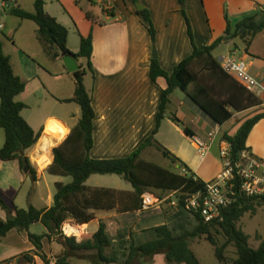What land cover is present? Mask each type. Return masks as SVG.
<instances>
[{
  "label": "crops",
  "instance_id": "crops-1",
  "mask_svg": "<svg viewBox=\"0 0 264 264\" xmlns=\"http://www.w3.org/2000/svg\"><path fill=\"white\" fill-rule=\"evenodd\" d=\"M35 2L36 0H14L11 3L10 11L4 16L6 29L0 32V41L5 55L11 59L15 74L22 78L26 86L25 92L16 98L26 106L21 115L36 133L41 134L38 143L26 152L37 172V179L33 181L31 174L21 169L18 160L0 161V193L10 206L15 204L19 209L25 210L29 206H34L47 210L54 204L56 184L71 183L67 182L66 177L51 176L48 169L54 161L53 150L60 146L79 124L81 110L75 103L62 102L74 96V80L63 61L53 62L47 57L36 36L38 26L11 13L13 9L18 8L33 13ZM45 2L44 9L49 16L68 28L70 32L68 46L72 53L77 54L80 51L81 37H88L90 34L93 37L94 73L88 72L84 81L87 90L92 91L96 116L91 158L106 160L128 157L155 130L161 105V89L167 84L164 78H160L155 85L150 78L149 66L154 59L153 49L156 48L160 65L167 73H172L181 61L193 53L179 0H45ZM137 3L144 4L145 10L150 11L157 30L154 45L143 18L138 14ZM259 6H264V0H187L186 11L192 24L196 47L204 49L222 40L213 52L215 58L221 62L223 57L236 53L245 62L248 72L262 87L259 94H248L237 82L225 77H223L225 81H221L211 74L214 92L222 98H230L238 109L230 108L232 117L222 125L214 122L186 93L181 90L174 92L166 118L162 121L155 139L163 148L185 163L197 177L206 179L205 182L214 181L223 170L222 164L216 162L215 174L208 175L207 169L214 158L208 160V166L205 157L210 156L215 148L221 153L224 144L227 143L223 139L224 134L233 136L238 133L248 120L242 117L243 114L264 113V30L251 41L248 49L239 37H234L238 26L247 18L254 16ZM88 13L93 20L87 18ZM228 27L231 28V37L226 35ZM81 62L86 63L85 60ZM193 89L191 86L190 92ZM257 100L260 102L259 105L256 104ZM173 116L180 124L172 119ZM51 124L62 127L66 133H57L49 137L46 131ZM186 128L191 136L186 134ZM211 133L212 139L209 137ZM194 139L203 140L208 144L209 150L205 156L193 152L197 151ZM5 141V133L0 128V150L4 147ZM40 143L49 156L45 160L42 158L41 164L38 162L43 156L42 150L39 149ZM247 147L253 156L264 162V119L254 126L247 138ZM154 151L161 152L156 144L143 152L142 159L151 162ZM46 161L47 165L43 167ZM173 165L180 170L179 164ZM179 170L177 172H181ZM117 177L120 176L94 175L89 177L86 185L91 189L106 188L119 192L134 190L130 183L122 177ZM49 178L52 180L51 183ZM158 210L157 215L155 211H151L150 215L137 210L98 211L95 212V220L90 224L69 223L78 228L77 238L80 240L82 234H95L99 225L104 222L112 239V247L107 253L117 257L119 264H123L127 259V250L132 239L142 238L141 235L150 229L168 225L175 234H180L191 232L197 226V222L195 226L192 222L194 228L191 231L178 232L177 228L172 227V223L179 214L168 216L164 209ZM159 214L165 216V219H160L152 225L140 226ZM191 216L190 214L192 221ZM0 217L4 220L8 218L7 212L1 208ZM29 232L42 236L47 230L39 222L33 224ZM197 240L198 238L190 240L192 250V246H199ZM64 247L61 239L53 236L51 241L44 240L42 252L54 264L56 257L65 251ZM34 250L28 233L13 229L0 243V264H30L22 256L33 254ZM80 255L85 258H75L79 263L93 264L87 259L91 256L87 252L82 251ZM33 256L35 264H44L39 256ZM163 258L165 259L164 255L156 254L153 259L161 261ZM136 260L144 264L146 262L140 258ZM71 263L77 264L74 259H71Z\"/></svg>",
  "mask_w": 264,
  "mask_h": 264
},
{
  "label": "trees",
  "instance_id": "trees-1",
  "mask_svg": "<svg viewBox=\"0 0 264 264\" xmlns=\"http://www.w3.org/2000/svg\"><path fill=\"white\" fill-rule=\"evenodd\" d=\"M179 3L185 6L182 9V14L187 24L193 53L181 61L172 73H167L162 69L159 58L151 60L149 74L152 82L157 85L160 78H164L167 82L166 87L161 89V105L155 130L128 157L106 160H94L90 156L94 148L93 129L96 116L93 109L92 91L87 90L84 81L88 72L94 73L92 35L81 37L80 51L74 54L68 46L70 33L68 28L49 16L44 9L45 0H36L33 13L25 12L19 8L11 11L14 16L25 21H32L38 26L37 39L51 61L62 62L64 56L71 55L77 59L80 67L79 71L73 74L69 73L75 84L74 96L62 102L77 104L81 110V119L66 140L53 150L54 161L48 169L51 176L71 178V183L56 184L54 204L47 210L34 206H29L26 210L19 209L15 204L10 206L0 193V208L8 214L7 220L0 217V243L13 229L27 232L35 250L33 254H24L22 258L30 264H35L33 255L39 256L44 264H52L50 259L43 254L42 247L44 240L51 241L53 236L60 238L65 246V251L56 257L54 264H72V258H85L80 255L82 251L94 253V257L87 258L94 264H119L117 257L107 253L108 249L112 247V239L104 222L99 225L95 234H82L80 240L77 237H65L61 230L63 224L68 222H73L75 225L90 224L95 220V212L98 211L114 209H122L125 212L142 211V197L146 192L154 194L160 192L168 199L171 195L176 194V198L181 202V207L184 202L180 194L194 195L206 192V182L197 177L185 163L163 148L155 139L162 121L166 118L167 108L171 104L176 90L186 93L201 110L220 125L231 119L230 108L237 109L234 101L230 98H222L214 92L213 82L210 78L212 74L221 81H225L223 77L233 80L225 74L213 54L222 40H218L204 49H198L194 42L192 24L187 16V0H179ZM138 14L143 18L154 45L157 30L150 11L144 9ZM87 18L93 20L90 13L87 14ZM242 29L245 31L240 35ZM262 30H264V10H262V6H259V10L254 16L247 18L238 26L234 37H239L248 49L251 41ZM226 35L231 37L230 27H228ZM81 60H85L86 63H82ZM191 86L194 89L190 92ZM25 88V83L21 77L15 74L11 59L5 55L3 44L0 41V128L4 131L6 138L5 145L0 150V161L18 160L21 169L25 171L28 168L33 181H36L37 172L26 152L38 143L41 134L36 133L21 115L26 106L16 98L25 92ZM244 91L252 94L245 89ZM256 104L259 105L260 102L257 100ZM172 119L180 124L175 116ZM262 119H264V113L256 114L244 122L237 134L233 136L224 134L223 139L231 146V161L234 168L240 164L243 152H250L247 147V138L254 126ZM185 132L191 136L188 128L185 129ZM155 144L165 159H168L172 164L180 165L179 171L181 172L165 169L158 164L142 159L143 152ZM113 174L130 183L134 190L119 192L106 188L91 189L86 185L89 177ZM235 176L236 179L233 183L235 187H238L241 180L237 175ZM167 201L171 202V200ZM256 203L264 206V197L260 199L238 197L236 204L223 210L221 220L214 223L205 222L200 214L192 213L197 226L191 232L175 234L168 225L154 227L149 231L155 234V239L140 245H137L132 239L127 250V259L123 264H133L138 258L151 259L156 254L164 255L168 264H201L190 245L191 239L201 236H204L215 247L216 259L221 264H264V240L261 241L260 247L255 249L250 245L249 237L243 232V228L239 226L246 213L255 212ZM166 215L169 216V214ZM39 222L47 230V233L42 236L29 232L30 227ZM214 233L223 235L225 242L219 245L215 240ZM230 245L237 250V258L233 261H228L225 256Z\"/></svg>",
  "mask_w": 264,
  "mask_h": 264
},
{
  "label": "built area",
  "instance_id": "built-area-1",
  "mask_svg": "<svg viewBox=\"0 0 264 264\" xmlns=\"http://www.w3.org/2000/svg\"><path fill=\"white\" fill-rule=\"evenodd\" d=\"M14 0H0V32L6 29L4 16L11 9V3ZM222 70L230 78L235 80L242 88L252 94H259L261 84L254 78L245 65V62L238 57L236 53H231L221 59L219 62ZM212 139L213 134H209ZM198 153L205 156L208 153L209 146L206 142L200 139L193 141ZM221 160L224 171L214 181L206 182V192L194 195L180 194L183 197L182 207L186 212L198 213L208 223H214L221 220L223 210L236 204L238 197L257 198L264 197V162L258 160L250 152L245 151L242 154V159L239 165L234 168L231 161V146L227 142L221 150ZM241 182L238 187H235L234 181L236 176ZM176 194L171 195L169 205L174 208L181 207V202L175 198ZM179 196V197H181ZM175 198V199H173ZM167 203V199L152 193L146 192L142 197V211L152 209H161ZM76 227L71 223L63 224L62 233L67 238L68 228ZM79 234H73L72 237H79ZM78 239V238H77Z\"/></svg>",
  "mask_w": 264,
  "mask_h": 264
},
{
  "label": "rangeland",
  "instance_id": "rangeland-1",
  "mask_svg": "<svg viewBox=\"0 0 264 264\" xmlns=\"http://www.w3.org/2000/svg\"><path fill=\"white\" fill-rule=\"evenodd\" d=\"M181 8L184 9L185 6L181 5ZM154 50H156V48L153 49V56H154ZM76 108H78V110H79V107L77 105H76ZM253 116H255V113H253V112H247V113L242 115V117L245 118V119L252 118ZM40 147H41V143H40ZM39 149H41L42 152H43V156L38 160V162L41 164L40 160L42 158H44V160H45L49 156L47 155V153L44 152L42 147L39 148ZM193 152L195 154H197V155L199 154L195 150H193ZM210 158L211 159L214 158L213 162H211V166H209V163H208V160ZM221 158H222L221 157V153H220V150L218 148H215L214 150H212V152L210 153V156L207 155L205 157V159L207 161L206 165L209 166L208 169H207L208 170L207 171L208 175L213 176L215 174V172H214V170H215L214 164L216 162L218 164H222ZM151 162H153L155 164H158V165L162 166L165 169H169V170L176 171V172L179 170L168 159H165L163 157V153L159 152V151H154V153L152 155ZM222 166H223V164H222ZM223 171H224V168H223L221 174L223 173ZM117 178H120V177H117ZM66 179H67V182L71 181L70 178L66 177ZM204 180H206V179H204ZM209 181H206V182H209ZM49 182L50 183L52 182L51 178H49ZM52 187H53V185H52ZM155 194L160 196V197H162V199L170 200V199H168V197H166L164 194H162L160 192H156ZM174 197L176 198V195ZM175 198H173V199H175ZM168 204H169V202L167 201V203H164V205L162 207L164 209L165 214H169V215L170 214H174V213L179 214V215H177L174 218L173 223H172V227H174L175 229L177 228L178 232L183 231V230L184 231H186V230L191 231L192 228H194V226L196 225V220L191 216V218H192V221H191L190 214L188 212H186L185 209H183L182 207L174 208V207H171ZM151 211H155L154 213L156 215H157V213H159V212H156V211H159L158 209H152L150 211H143V212L147 213L146 215H148ZM160 216L161 215L159 214V216H155L153 220H150L149 222H144L140 226L146 225V224L152 225V224H155L160 219L161 220L165 219V216H163V215L161 217ZM192 222H193L194 226L192 225ZM239 226L241 228H243V232L249 237L250 245L252 247H254L255 249H258L260 247V245H261V241L264 240V206L261 205L260 203H256L255 212L246 213L244 215V217L241 219V222L239 223ZM68 235L70 237L73 236V235H70V234H68ZM214 235H215V240L218 242L219 245H221L222 243L225 242V238H224L223 235L217 234V233H214ZM141 236H142L143 239L142 238H138V239L134 238V240H135L137 245H140V244H143L145 242H148L150 240L155 239V234L152 231H148L147 233L142 234ZM196 242L197 243L199 242L198 243L199 246L198 247L192 246V248L194 250V253L199 258L201 264H221L216 259V256H215L216 249H215V247L212 246L206 240V238L204 236L199 237ZM84 252H87L88 255H91L90 257H94V253L93 252L83 251V253ZM81 253L82 252H80V254ZM236 254H237L236 248H234L233 246L230 245L228 247V249H227V252L225 253V256L228 259V261H233V260H235L237 258ZM154 256L151 259H146V258L145 259L144 258H140V259H143L144 261L146 260L145 264H168L166 259L163 258L161 261H158V260L153 259ZM72 259H74L75 263H77V264H88V263H79L77 260H75V258H72ZM133 264H144V262H140V260H136V261H134Z\"/></svg>",
  "mask_w": 264,
  "mask_h": 264
},
{
  "label": "water",
  "instance_id": "water-1",
  "mask_svg": "<svg viewBox=\"0 0 264 264\" xmlns=\"http://www.w3.org/2000/svg\"><path fill=\"white\" fill-rule=\"evenodd\" d=\"M137 9L139 12L143 11L145 9V6L141 3H137ZM262 10H264V6H262ZM245 29H242L240 31V35H242L244 33ZM154 59H157L158 58V53L156 50H154V56H153ZM63 63L65 65V67L67 68V70L73 74L77 71H79L80 67L78 65V61L75 57H71V55H67V56H64L63 57ZM25 172H29V169L26 168L25 169Z\"/></svg>",
  "mask_w": 264,
  "mask_h": 264
},
{
  "label": "bare ground",
  "instance_id": "bare-ground-1",
  "mask_svg": "<svg viewBox=\"0 0 264 264\" xmlns=\"http://www.w3.org/2000/svg\"><path fill=\"white\" fill-rule=\"evenodd\" d=\"M57 133H62L65 134L66 131L62 129V127L56 125V124H51L49 128H47L46 134L50 137V135H54ZM51 141V140H50ZM47 165V161L43 163V167ZM68 234L73 235V234H79L78 228L77 227H69L68 228Z\"/></svg>",
  "mask_w": 264,
  "mask_h": 264
}]
</instances>
